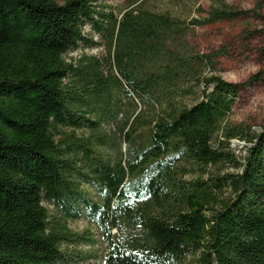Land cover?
Listing matches in <instances>:
<instances>
[{"label":"trees","instance_id":"obj_1","mask_svg":"<svg viewBox=\"0 0 264 264\" xmlns=\"http://www.w3.org/2000/svg\"><path fill=\"white\" fill-rule=\"evenodd\" d=\"M144 1L117 14L99 0H0V264H72L70 245L91 238L68 220L85 215L108 241L104 264H185L198 252L193 264H264V128L227 121L264 70L230 82L216 71L223 49L202 54L187 42L193 25L248 14L264 23V0L250 10L211 0L189 22ZM100 43L105 61L65 57ZM120 91L137 110L126 121L128 148L113 160L99 149L110 139L76 130L116 120ZM235 138L247 142L243 156ZM221 162L234 171L185 177ZM83 179L97 182L101 202Z\"/></svg>","mask_w":264,"mask_h":264},{"label":"rangeland","instance_id":"obj_2","mask_svg":"<svg viewBox=\"0 0 264 264\" xmlns=\"http://www.w3.org/2000/svg\"><path fill=\"white\" fill-rule=\"evenodd\" d=\"M63 2L64 0H58ZM235 8L250 10L253 9L258 0H226ZM100 3L111 5L117 14H120L128 4L129 0H99ZM211 0H145L144 7L156 12H169L179 19L189 22L194 17H204L210 8ZM252 31V35H247L246 30ZM86 32L91 33L90 26L86 27ZM94 38L100 41V35L93 33ZM187 42L190 46L202 54L212 53L218 49H223L222 54L215 57L216 71L224 79L230 82H246L251 76L264 70V23L254 16H246L234 19L223 20L213 24L191 26ZM84 54L95 55L103 59L108 58L106 46L103 43L95 46L80 44L78 48L65 54L67 60H79ZM198 96L186 97L187 103L198 101ZM122 111L116 120L105 122L98 131L90 126L78 128V135L92 136L96 141L98 134L105 135L111 141L107 145H99V149L105 156L118 160L121 153L125 154L128 148L125 133L129 127L126 125L128 117L132 116L137 108L126 99L123 91L119 92ZM143 106L139 104L140 110ZM138 110V111H139ZM227 121L234 125H242L251 128L252 131L259 132L264 128V83L248 85L242 90L239 98L234 104ZM71 131V128H64ZM220 135V134H219ZM217 146V138L213 140ZM247 142L241 138H235L231 142V147L240 157L246 153ZM227 171H234L230 163L221 162L207 168L199 165L192 166L191 170L185 175L186 178L202 176L207 179L212 174H222ZM83 187L92 200L102 201V191L94 179H83ZM44 205L51 211L53 216H61L53 202L44 201ZM85 212L88 209L83 206ZM70 227L76 232L91 238L90 241H82L71 244L70 249L75 251L76 258L72 264H104V259L108 250V241L99 225L89 215L81 218L68 220ZM114 237H120L117 229H113ZM200 252L191 254L185 260V264L196 262Z\"/></svg>","mask_w":264,"mask_h":264}]
</instances>
